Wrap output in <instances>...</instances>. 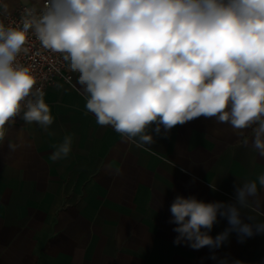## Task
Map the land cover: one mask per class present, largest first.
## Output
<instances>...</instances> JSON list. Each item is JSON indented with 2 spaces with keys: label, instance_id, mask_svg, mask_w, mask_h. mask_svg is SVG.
<instances>
[{
  "label": "clouds",
  "instance_id": "clouds-1",
  "mask_svg": "<svg viewBox=\"0 0 264 264\" xmlns=\"http://www.w3.org/2000/svg\"><path fill=\"white\" fill-rule=\"evenodd\" d=\"M0 8L8 12L2 0ZM30 36L78 74L96 123L136 147L203 117L239 137L250 130L252 150L264 158V0H35L18 23L0 20V145L17 119L45 131L54 123L32 69L18 62ZM72 144L66 134L50 159H67ZM234 191L227 202L177 195L174 244L207 247L215 260L233 233L239 243L264 235V173ZM221 220L227 227L213 236Z\"/></svg>",
  "mask_w": 264,
  "mask_h": 264
},
{
  "label": "crops",
  "instance_id": "crops-1",
  "mask_svg": "<svg viewBox=\"0 0 264 264\" xmlns=\"http://www.w3.org/2000/svg\"><path fill=\"white\" fill-rule=\"evenodd\" d=\"M2 2L10 12L35 0ZM77 77L45 90L54 116L47 131L17 119L0 145V264H264V235L239 243L233 233L214 260L207 247L174 244L169 223L177 195L233 201L237 183L264 173L250 130L239 137L201 117L138 148L86 112ZM66 134L71 154L52 161ZM225 227L221 220L211 234Z\"/></svg>",
  "mask_w": 264,
  "mask_h": 264
},
{
  "label": "built area",
  "instance_id": "built-area-1",
  "mask_svg": "<svg viewBox=\"0 0 264 264\" xmlns=\"http://www.w3.org/2000/svg\"><path fill=\"white\" fill-rule=\"evenodd\" d=\"M25 7H15L6 14L0 11V20L6 25L18 23ZM18 62L32 69L37 82L36 87L42 88L44 92L58 81L68 84L73 82V73L68 70L67 62L62 56L44 49L34 36L28 38L25 51L18 57Z\"/></svg>",
  "mask_w": 264,
  "mask_h": 264
}]
</instances>
